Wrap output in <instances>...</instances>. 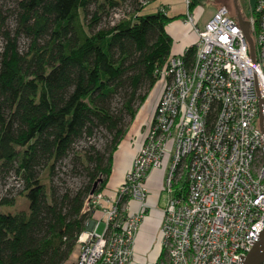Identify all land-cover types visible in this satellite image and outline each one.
<instances>
[{"label": "built area", "instance_id": "built-area-1", "mask_svg": "<svg viewBox=\"0 0 264 264\" xmlns=\"http://www.w3.org/2000/svg\"><path fill=\"white\" fill-rule=\"evenodd\" d=\"M121 11L113 24L126 17ZM199 20L187 11L184 24L197 36L193 59L171 54L155 72L159 98L118 189L88 197L77 264H133L154 169L164 170L168 194L161 254L140 264H243L264 230V0L247 19L254 58L227 7L203 27Z\"/></svg>", "mask_w": 264, "mask_h": 264}, {"label": "trees", "instance_id": "trees-1", "mask_svg": "<svg viewBox=\"0 0 264 264\" xmlns=\"http://www.w3.org/2000/svg\"><path fill=\"white\" fill-rule=\"evenodd\" d=\"M126 1L20 0L14 35L3 30L0 12V172L15 169L22 176L28 202L27 210L0 212V264H64L70 258L89 218L84 208L94 182L104 175L101 191L111 175L125 118H135V101L145 102L158 81L156 70L172 53L166 27L186 15L144 13L156 0H131L133 15L94 31ZM199 4L189 0L188 11ZM20 31L32 39L25 53L18 48ZM195 52L189 47L184 59L191 61ZM143 84L149 91L140 95ZM119 94L123 103L116 109ZM99 129L111 140L104 151L92 147L94 154H85L89 184L76 192L48 190L38 167L47 166L53 176L76 142Z\"/></svg>", "mask_w": 264, "mask_h": 264}, {"label": "rangeland", "instance_id": "rangeland-1", "mask_svg": "<svg viewBox=\"0 0 264 264\" xmlns=\"http://www.w3.org/2000/svg\"><path fill=\"white\" fill-rule=\"evenodd\" d=\"M18 1L20 0H0V12L3 16H5V25L3 30H7L12 35L15 34L19 26ZM256 2L257 0H200L199 6L195 9V12H198L202 16L199 26H202L206 18L212 16L215 10L221 6L227 7L230 17L234 18L237 22L239 15L244 20H247L250 16L251 6H254ZM150 4L151 3L145 7V10H143L144 13L151 11V7L149 6ZM95 8V5H92L89 8L90 12H94ZM120 9L122 10L121 14L123 13L129 17L133 15L132 13L134 5L131 0H127L120 6ZM113 12L114 10L103 16L101 22L95 28V32L102 29H109L114 25ZM90 18L91 15H89L88 21ZM31 41L32 39L30 36H28L25 32L20 31L18 36V48L20 52H27L29 50ZM4 45L5 40L3 38L2 31L0 30V51L3 50ZM148 91V84H143L141 89L138 91V94L143 95ZM148 94L149 95L143 104H141L139 100L135 101L134 108L137 111L135 118L131 119L129 116H126L124 121L126 133L121 142L129 141L131 138L136 139L137 134L139 133L142 135V137L145 136L160 94L158 82L155 84L154 88L148 92ZM122 103L123 96L119 94L114 98L113 106L114 108L118 109L122 106ZM144 110L145 113H147V118L148 116L151 117L148 125L145 123L147 119H142L140 121L138 120V114H142V111ZM110 140L111 136L104 129L97 130L91 138H82L73 146L70 155L57 165L53 176L48 177V167L43 164L40 165L37 171L43 179V182L46 184L48 190L49 188H53L57 190L59 194H62L67 190L76 192L78 189L86 187L89 184L90 179L88 176V171L86 170L88 163L86 162L85 154L87 152L94 154V151L91 150L92 147L95 151H104ZM102 178H104V175H100V178L94 182V186L97 184L96 190L100 187ZM24 188L25 182L22 176H20L15 169H12L11 171H1L0 200L6 198L12 202V205L0 204V212L11 211L15 213L21 210H27L28 202L23 195ZM167 198L168 194L163 192V198L161 202L163 203V199L165 200ZM103 229L104 225H101L98 228V232H103ZM78 252V245H76L75 251L64 264H77L76 262Z\"/></svg>", "mask_w": 264, "mask_h": 264}, {"label": "crops", "instance_id": "crops-1", "mask_svg": "<svg viewBox=\"0 0 264 264\" xmlns=\"http://www.w3.org/2000/svg\"><path fill=\"white\" fill-rule=\"evenodd\" d=\"M186 1L187 0H156L149 5L151 7V11L146 13H153L163 9L165 14L170 17L186 15L188 11V5L186 4ZM192 13L195 16L200 17V25L202 17L201 14L195 11ZM211 17L212 16L207 17L200 27H203ZM184 19L175 20L169 23L166 27L167 32L173 39L172 55L182 54L189 47L194 46L196 42V34L193 32L190 26L184 24ZM143 113H145V110L142 111V114H138V120L140 121L142 119H147L145 123L148 125L151 117L148 116L147 118V113ZM143 139L144 137H142V135L139 133L137 134L136 139L131 138L129 141H124L119 144L113 156L111 175L102 191L110 194L116 192L124 178L126 171L130 168L131 162L137 154ZM164 178L165 172L163 169H154L150 172L146 179V186L148 189V209L135 235L133 243V264L155 261L161 254L159 232L162 219V210L166 204V199H163V203L161 202L163 198L162 187L164 184ZM129 207L132 211H137L140 207V204L138 201L131 200L129 201Z\"/></svg>", "mask_w": 264, "mask_h": 264}, {"label": "water", "instance_id": "water-1", "mask_svg": "<svg viewBox=\"0 0 264 264\" xmlns=\"http://www.w3.org/2000/svg\"><path fill=\"white\" fill-rule=\"evenodd\" d=\"M238 22L245 34L246 40L249 43L251 56L252 58H254V45L252 37L250 35V23L248 20H244L240 15ZM96 186L97 184H95L90 194H94V192L96 191ZM243 264H264V230L261 232L258 240L254 244L250 252L244 258Z\"/></svg>", "mask_w": 264, "mask_h": 264}]
</instances>
